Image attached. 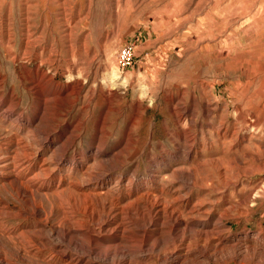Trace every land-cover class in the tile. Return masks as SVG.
I'll list each match as a JSON object with an SVG mask.
<instances>
[{
    "label": "rangeland",
    "instance_id": "374dc122",
    "mask_svg": "<svg viewBox=\"0 0 264 264\" xmlns=\"http://www.w3.org/2000/svg\"><path fill=\"white\" fill-rule=\"evenodd\" d=\"M263 194L264 0H0V264H264Z\"/></svg>",
    "mask_w": 264,
    "mask_h": 264
},
{
    "label": "bare ground",
    "instance_id": "6f19581e",
    "mask_svg": "<svg viewBox=\"0 0 264 264\" xmlns=\"http://www.w3.org/2000/svg\"><path fill=\"white\" fill-rule=\"evenodd\" d=\"M236 30V29H235ZM234 31V30H233ZM237 33V32H236ZM239 49V48H238ZM256 51V50H255ZM259 51V50H258ZM219 53V52H218ZM222 53H223V51H222ZM222 53H220V54H222ZM239 53H241V52H239ZM244 54V53H243ZM218 55V54H217ZM220 56V55H219ZM234 56H236V55H234ZM258 56V55H257ZM259 58V57H258ZM245 91V90H244ZM244 93V92H243ZM247 116V115H246ZM254 131V130H253ZM220 134V133H219ZM222 137V136H221ZM100 139H101V137H100ZM100 139L98 140V141H100ZM74 140V139H73ZM103 140H105V138H102L101 139V143L103 142ZM71 142H73V141H71ZM70 142V143H71ZM106 144V143H105ZM101 145V144H100ZM103 145V144H102ZM97 151V150H96ZM98 152V151H97ZM96 155V154H95ZM25 156V155H24ZM98 156V155H97ZM27 157V156H26ZM121 156H119V158H120ZM26 160H27V158H26ZM103 160V159H102ZM237 160V159H236ZM25 161V160H24ZM23 162V161H22ZM239 162V161H238ZM106 163V162H105ZM117 163V162H116ZM25 164V163H24ZM115 164V163H114ZM236 168V167H235ZM234 168V169H235ZM241 170V169H240ZM237 172V171H236ZM242 172V171H241ZM249 172V171H248ZM46 173V172H45ZM191 176V175H190ZM37 177H39V176H37ZM32 180V179H31ZM30 181V180H29ZM35 181V180H34ZM240 181V180H239ZM28 182V181H27ZM31 182V181H30ZM29 182V183H30ZM37 182V181H36ZM35 182V183H36ZM43 182V181H42ZM16 183H18V181L16 182ZM34 184V183H33ZM18 185V184H17ZM32 185V184H31ZM38 185H39V183H38ZM35 186H37V185H35ZM32 187V186H31ZM39 187V186H38ZM42 187V186H41ZM19 188V187H18ZM17 188V189H18ZM35 188V187H34ZM42 189V188H41ZM23 190V189H22ZM21 190V191H22ZM25 190V189H24ZM18 191H19V189H18ZM26 191V190H25ZM31 191H33V189L31 190ZM31 191H29L30 193H31ZM37 194V193H36ZM34 195V194H33ZM68 196V195H67ZM83 196L85 197V198H87L88 197V195L87 194H83ZM22 197V196H21ZM225 197V196H224ZM247 197H248V195H247ZM263 198H264V194H263V196H262ZM60 198V197H59ZM222 199H223V196H222ZM35 201V200H34ZM38 201H36V203H37ZM32 204H34V203H32ZM61 204H65V202H63V200H61ZM67 204V203H66ZM166 204V203H165ZM37 205V204H36ZM35 205V206H36ZM39 205V204H38ZM38 206H36V208H37ZM35 208V209H36ZM233 209V208H232ZM242 209V208H241ZM41 209H39L38 211H40ZM24 211V210H23ZM27 211V210H26ZM35 211V210H34ZM28 212V211H27ZM26 212V213H27ZM42 212V211H41ZM40 212V213H41ZM32 213V212H31ZM36 212H34V214H35ZM38 213V212H37ZM36 213V214H37ZM216 214V213H215ZM27 217V216H26ZM54 218V217H53ZM172 220V219H171ZM170 220V221H171ZM180 221V220H179ZM178 221V222H179ZM37 222H39V221H37ZM109 222V221H108ZM172 222V221H171ZM153 223V222H152ZM184 223V222H183ZM204 224V223H203ZM44 225H46V224H44ZM108 225V224H107ZM112 225V224H111ZM156 226V225H155ZM176 226V225H175ZM174 226V227H175ZM200 226V225H199ZM43 227V226H42ZM103 227V226H102ZM167 227V226H166ZM168 229H170V228H168ZM175 229H176V227H175ZM187 229V225H185V230ZM143 230V229H142ZM171 230V229H170ZM65 232H63V234L61 235L59 232H57L56 234L58 235V237L61 235V236H63L64 238H66L67 239V241H68V243L71 245V244H73L74 246H75V248L76 249H80L81 250V252L83 253V254H86V255H88V257L87 258H89V256L91 255V253H92V248H89V246L86 248L87 249V251L85 250V248H84V250H83V246H81V245H77L76 243H72L71 242V239L73 238L72 236H71V234L70 233H73L72 232V229L70 228V227H67L65 230H64ZM75 231V230H74ZM140 231V230H139ZM174 231V230H173ZM143 232V231H142ZM142 232H141V234H142ZM146 232H148V230L146 231ZM175 232V231H174ZM173 232V233H174ZM195 232V231H194ZM115 233V232H114ZM145 233V232H144ZM172 233V232H171ZM47 234V233H46ZM45 234V235H46ZM143 235V234H142ZM146 235V234H145ZM204 235H207V237H209L210 235H213V233H205ZM39 236V235H38ZM51 236V235H50ZM172 236H175V235H172ZM171 237V236H170ZM170 237H169V239H170ZM40 238V237H39ZM48 238H49V235H48ZM144 239H146V237L144 238ZM177 239H179V238H177ZM208 239V241H210L211 239L210 238H207ZM34 240H36V239H34ZM141 240V239H140ZM41 241V240H40ZM93 241V240H92ZM144 241V240H143ZM147 241V240H146ZM170 241V240H169ZM179 241V240H178ZM44 242V241H43ZM46 242V241H45ZM44 242V243H45ZM48 242H49V239H48ZM28 243V242H27ZM31 243H33V242H31ZM38 243H39V241H38ZM140 243V242H139ZM142 243V242H141ZM140 243V244H141ZM160 243V242H159ZM179 243H181V242H179ZM143 244V243H142ZM161 244V243H160ZM215 244V243H214ZM45 245V244H44ZM47 245H48V243H47ZM50 245H52L51 243H50ZM220 245V244H219ZM68 246V245H67ZM74 246H72V247H74ZM93 246V245H92ZM100 246V245H99ZM180 246V245H179ZM200 246V245H199ZM57 247V246H56ZM95 247H97V245L95 246ZM95 247H93V248H95ZM142 247V246H141ZM198 247V246H197ZM204 247V246H203ZM219 247V246H218ZM235 247V246H234ZM63 248V247H62ZM100 248V247H99ZM208 248V247H207ZM206 248V249H207ZM66 249V248H65ZM74 249V248H73ZM191 249V248H190ZM96 250H97V248H96ZM125 250V249H124ZM53 251V250H52ZM97 251H99L100 252V250H97ZM97 251H96V253H97ZM126 251H128V250H126ZM149 251V250H148ZM156 251V250H155ZM203 251H205V248L203 249ZM213 251V250H212ZM57 252V251H56ZM98 252V253H99ZM206 252H207V250H206ZM59 253V252H58ZM61 253H63V252H61ZM94 253V252H93ZM123 253V252H122ZM122 253H119V252H116V250H114L113 248H110V249H107V251H106V253L103 255L104 257L101 259V260H103V262L101 263V264H123V258H122V256H123V254ZM128 254H129V251L127 252ZM190 253V252H189ZM200 253V252H199ZM54 254V253H53ZM64 254V253H63ZM77 254V253H76ZM131 254V253H130ZM148 254V253H147ZM96 255H98V254H96ZM95 255V256H96ZM196 255V254H195ZM200 255V254H199ZM206 255V254H205ZM214 255V254H213ZM212 255V256H213ZM133 256V255H132ZM166 256V255H165ZM187 256V255H186ZM198 256V255H197ZM201 256V255H200ZM79 257V256H78ZM101 257V256H100ZM92 258V257H91ZM96 258V257H95ZM138 258V257H137ZM136 258V259H137ZM163 259H164V256L162 257ZM161 258V259H162ZM181 258V257H180ZM198 258V257H197ZM196 258V259H197ZM79 259V258H78ZM99 259V258H98ZM127 259V258H126ZM160 259V258H159ZM196 259H194V260H196ZM76 260V259H75ZM92 260V259H91ZM100 260V261H101ZM95 261V260H94ZM143 261V260H142ZM162 261V260H161ZM160 261V262H161ZM87 263H90V261L89 260H87L86 261ZM163 263H164V261H162ZM94 263V262H93ZM127 264V263H126ZM242 264V263H241Z\"/></svg>",
    "mask_w": 264,
    "mask_h": 264
},
{
    "label": "built area",
    "instance_id": "2783aa9c",
    "mask_svg": "<svg viewBox=\"0 0 264 264\" xmlns=\"http://www.w3.org/2000/svg\"><path fill=\"white\" fill-rule=\"evenodd\" d=\"M116 57L117 66L120 70H124L132 66L134 62V50L132 45H123V47L118 51Z\"/></svg>",
    "mask_w": 264,
    "mask_h": 264
}]
</instances>
